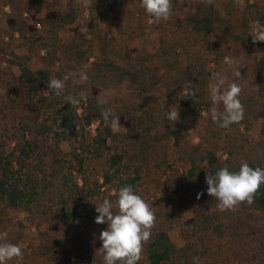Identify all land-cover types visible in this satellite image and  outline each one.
Here are the masks:
<instances>
[{
    "label": "trees",
    "instance_id": "obj_1",
    "mask_svg": "<svg viewBox=\"0 0 264 264\" xmlns=\"http://www.w3.org/2000/svg\"><path fill=\"white\" fill-rule=\"evenodd\" d=\"M66 1L53 0L41 18L43 0H0L6 19L0 27V234H7L0 243L23 252L8 264H104L99 236L107 224L95 223L96 204L107 198L118 211L113 193L126 185L156 216L138 264H193L195 257L203 264H264V185L252 205L221 212L205 182L223 167L238 171L242 161L264 168V42L253 44L249 35L250 21L264 22V0H245V7L202 0L194 11L191 0H172L170 18L160 22L141 0H91L85 28L78 23L84 0ZM103 5L112 9L109 27L102 26ZM150 28L160 31L158 42L133 48ZM227 39L242 45L241 64V50L227 47ZM94 46L99 58L92 61ZM40 52L43 67L34 70L30 64ZM82 69L88 80L70 77L61 95L47 87L51 77ZM215 73L260 89L256 95L239 84L244 117L227 129L211 118ZM124 84L128 96L112 92ZM189 85L195 95L184 98ZM69 94L80 104L68 103ZM174 104L182 109L171 123L166 115ZM102 107L119 116L125 131L113 132ZM260 120L259 139L251 142L247 132ZM189 128L197 130L198 143ZM10 211L27 215L37 239L25 236L27 226ZM187 211L193 216L184 220ZM176 229L182 246L170 236Z\"/></svg>",
    "mask_w": 264,
    "mask_h": 264
},
{
    "label": "clouds",
    "instance_id": "obj_2",
    "mask_svg": "<svg viewBox=\"0 0 264 264\" xmlns=\"http://www.w3.org/2000/svg\"><path fill=\"white\" fill-rule=\"evenodd\" d=\"M85 5L91 4V0H84ZM240 7H245V0H235ZM141 7L145 10L153 22L167 21L172 14V0H141ZM224 15V13H222ZM249 35L252 43L264 42V24L259 20L250 21ZM226 63L236 64V60L226 58ZM79 76V82L88 80L85 70L79 73L70 72L58 79L51 77L47 87L54 90L57 96L64 91L65 82L70 77ZM234 75L240 77L237 70ZM242 92L241 86L235 81L228 83L227 76L221 73L214 74V83L209 84V93L213 107L211 118L219 127L227 129L234 123H240L244 117V107L239 99ZM195 92L190 85L184 90V98L194 97ZM66 101L73 106L80 104V99L67 95ZM98 103L102 106L107 104L106 99ZM222 105L223 110H219ZM179 105L167 111L166 119L175 123L179 120ZM101 116L105 121H110L113 132H119L123 127L120 125L119 116L114 114L110 108L102 107ZM226 158V157H225ZM207 194L214 198L217 209L221 212L235 210L242 203L252 205L255 194L264 185V168L250 167L247 162H241L238 171H230L228 167L219 169L214 175L207 174L205 177ZM116 201L118 211H113V203L105 198L102 203L96 204L95 211L98 216L95 223L107 224V230L100 233L99 239L102 247L99 251L103 253L104 264H138L142 258L143 244L152 235V228L155 225L156 216L151 206L137 195L131 185L119 189ZM203 193L197 195V199ZM7 234H0V241H6ZM23 252L18 244L0 243V264H8L15 258H21ZM193 264H203L200 257H195Z\"/></svg>",
    "mask_w": 264,
    "mask_h": 264
},
{
    "label": "rangeland",
    "instance_id": "obj_3",
    "mask_svg": "<svg viewBox=\"0 0 264 264\" xmlns=\"http://www.w3.org/2000/svg\"><path fill=\"white\" fill-rule=\"evenodd\" d=\"M24 2H28L29 0H23ZM53 0H43V9L42 11L39 13V17L43 18L47 15V12H48V5L52 2ZM114 1H119V0H114ZM202 1V0H191V9L192 11L196 10L197 7H198V4L199 2ZM66 0H62V4L65 6L66 5ZM217 2V5L218 6H221L223 0H216ZM90 4L88 5H85V3L83 2L82 3V7H81V11H80V18H79V24L82 26V27H86L87 26V23H88V20H89V17H90ZM4 11L5 12H9L10 11V8L9 6H5L4 7ZM101 11L103 12H106V16L104 18V21L102 23V26L103 27H109L110 24H111V15H112V9L106 5H103L102 8H101ZM27 16V15H26ZM6 24V19H5V15L2 14L1 17H0V27H2L3 25ZM264 24V22L262 23ZM71 35H72V27L66 29L63 31V37L66 41H68L70 38H71ZM159 36H160V31L154 29V28H150V30H148L147 34L142 37V38H139L137 40H135L134 42L131 43V46L133 48H140V47H143V46H151V45H154L155 43L158 42V39H159ZM225 45L227 47H230L232 49H238V50H241V55L239 56L238 58V62L239 64H241L244 60V53H243V50H242V45L240 43H234L232 40L230 39H227L226 42H225ZM95 48V54H94V58H92V61H95L97 58H99V52H98V47L94 46ZM252 53L255 54V49L252 48L251 49ZM202 49L201 47H198V48H195L194 50V53H202ZM17 53H25V50H18ZM42 56H43V52H40V53H36L34 55V58H33V61L31 62L30 66L32 69L34 70H37V69H40L43 67V63H42ZM125 64V63H123ZM14 71L18 74L19 71H18V68H14ZM212 83H214V79L212 80ZM236 83L242 85V86H249L250 89H251V92L253 94H259L260 93V89L256 86H252L248 83H245L242 81V79L240 78H237L236 79ZM161 92V90H159ZM158 91V92H159ZM112 92L117 94V95H121L122 97H126L128 96L129 92H128V89H127V85L124 84L123 86H119V87H113L112 88ZM103 96H107L109 94L108 91H104L103 93ZM177 104H174L172 105V107L176 106ZM179 105V104H178ZM171 107V108H172ZM219 107V110H223V106L220 105L218 106ZM182 107L181 105H179V109L178 111H181ZM204 115H207V112L204 111ZM262 123L263 121L260 120L252 130H250L249 132H247V135L249 137V140L251 142H255L259 139V134H260V131H261V127H262ZM123 127V126H122ZM95 129H96V124H94L91 128V131L93 132V134L95 133ZM241 130L244 132V126H241ZM122 131H125V127H123L120 132ZM189 133H190V136H191V139L195 142V143H198L199 142V135H198V132L197 130H195L194 128H189ZM62 150L65 151V152H68L69 151V147L67 144H63L62 145ZM10 216L15 219V220H20V221H23L25 223V225L27 226L25 228V236L28 237V238H32V239H37V235H38V232L36 231V229L34 227L31 226L30 222L27 221V215L26 214H17L13 211H10ZM193 216V212L192 211H187L184 213L183 215V219L184 220H188L190 219L191 217ZM98 229H101V227H98ZM170 236L172 238V240L179 246H182L184 244L183 242V238L181 236V230L180 229H176V230H173L170 232ZM22 248H25L27 247V244L26 243H22L21 244ZM71 264H82L80 261L76 260V259H73L72 260V263Z\"/></svg>",
    "mask_w": 264,
    "mask_h": 264
}]
</instances>
